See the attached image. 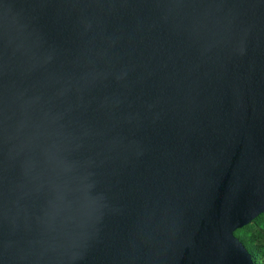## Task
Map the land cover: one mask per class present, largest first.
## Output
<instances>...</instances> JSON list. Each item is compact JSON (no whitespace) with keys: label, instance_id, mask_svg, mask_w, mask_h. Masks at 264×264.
Masks as SVG:
<instances>
[{"label":"water","instance_id":"1","mask_svg":"<svg viewBox=\"0 0 264 264\" xmlns=\"http://www.w3.org/2000/svg\"><path fill=\"white\" fill-rule=\"evenodd\" d=\"M264 0H0V264H254Z\"/></svg>","mask_w":264,"mask_h":264},{"label":"trees","instance_id":"2","mask_svg":"<svg viewBox=\"0 0 264 264\" xmlns=\"http://www.w3.org/2000/svg\"><path fill=\"white\" fill-rule=\"evenodd\" d=\"M250 254L254 264H264V213L234 231Z\"/></svg>","mask_w":264,"mask_h":264}]
</instances>
